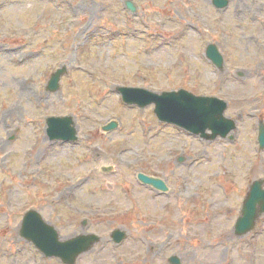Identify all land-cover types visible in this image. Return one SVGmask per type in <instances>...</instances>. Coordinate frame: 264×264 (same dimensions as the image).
Wrapping results in <instances>:
<instances>
[{
	"label": "rangeland",
	"instance_id": "374dc122",
	"mask_svg": "<svg viewBox=\"0 0 264 264\" xmlns=\"http://www.w3.org/2000/svg\"><path fill=\"white\" fill-rule=\"evenodd\" d=\"M124 1L0 0V264H63L21 237L29 209L61 239L101 237L74 264H170L171 254L181 264H264V214L251 232H233L249 184L264 179V0L222 9L132 0L135 12ZM209 43L221 70L205 56ZM63 65L58 90L47 91ZM114 84L220 97L236 128L205 140L159 121L153 104L123 103ZM50 115H71L78 140H50ZM109 120L118 126L105 132ZM139 171L166 180L168 192L141 184ZM114 228L127 232L117 245Z\"/></svg>",
	"mask_w": 264,
	"mask_h": 264
},
{
	"label": "water",
	"instance_id": "95a60500",
	"mask_svg": "<svg viewBox=\"0 0 264 264\" xmlns=\"http://www.w3.org/2000/svg\"><path fill=\"white\" fill-rule=\"evenodd\" d=\"M125 4L132 11L135 9L131 1L127 0ZM213 4L222 8L227 5V0H213ZM206 55L218 68L223 66V57L215 45L207 46ZM65 71L66 68L61 67L53 73L48 83L49 90L54 91L58 88L59 78ZM119 90L126 103H136L140 107L154 103V112L160 120L174 123L195 134L200 133L209 139L215 138L217 135L224 137L235 128V121L223 115L226 102L216 97L196 96L184 89L165 91L160 94L141 88L121 87ZM47 124L51 138L76 139V130L71 116L49 117ZM116 126L117 123L111 121L103 126V129L111 130ZM207 128L212 131L211 134L205 133ZM258 130L259 146L264 148L263 122H260ZM101 169L109 172L111 167L102 166ZM137 177L156 189L167 190V186L160 178L147 176L141 172L137 174ZM263 183V179H258L250 185L243 200L240 215L235 222L234 233L236 235H243L251 230L257 217L264 213ZM21 235L32 241L46 256L59 257L65 264H73L80 253L89 250L99 239L95 234H80L60 241L55 228L47 224L35 210H28L24 214L21 223ZM111 236L115 243H119L125 238L126 232L117 228L112 231ZM169 261L172 264H180L179 258L175 255L171 256Z\"/></svg>",
	"mask_w": 264,
	"mask_h": 264
},
{
	"label": "bare ground",
	"instance_id": "6f19581e",
	"mask_svg": "<svg viewBox=\"0 0 264 264\" xmlns=\"http://www.w3.org/2000/svg\"><path fill=\"white\" fill-rule=\"evenodd\" d=\"M184 12H185V14H187L188 13V9H186V8H184ZM194 16V15H193ZM194 18V17H193ZM190 23L191 22H187V26L188 25H190ZM185 25V24H184ZM185 25V26H186ZM80 36H81V34H80ZM17 60H18V62H20V63H24V56H18L17 57ZM42 99V102H43V98H41ZM43 104H44V102H43ZM13 111H14V105H10L9 107H8V109H7V112H6V114H12L13 113ZM94 153H97V151L95 150V151H93ZM67 191H71V189L70 188H65L64 190H63V192H62V194H64L65 192H67Z\"/></svg>",
	"mask_w": 264,
	"mask_h": 264
}]
</instances>
